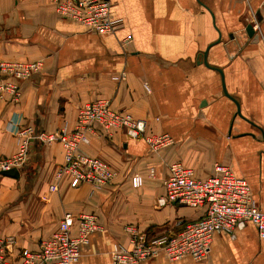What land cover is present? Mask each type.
Listing matches in <instances>:
<instances>
[{
	"label": "crops",
	"instance_id": "1",
	"mask_svg": "<svg viewBox=\"0 0 264 264\" xmlns=\"http://www.w3.org/2000/svg\"><path fill=\"white\" fill-rule=\"evenodd\" d=\"M110 1L121 23L99 35L59 17L51 0H0V61L43 63L22 83L20 103L0 102V159L17 153L19 132L73 129L79 108L100 98L145 120L149 132L170 135L173 144L153 152L143 139L124 131L106 137L98 127L101 135L82 151L110 165L116 178L99 189H73L55 176L64 162L61 144L32 141L21 176L0 175V237L14 238L15 264L68 212L94 213L103 228L73 264H112L113 244L129 241L127 227L155 238L199 220L204 209L158 203L177 162L200 179L214 175L217 164L230 167L264 211V0ZM224 88L255 126L237 115ZM134 177L141 186L133 187ZM142 264H264V240L248 225L235 238L216 234L204 261L160 255Z\"/></svg>",
	"mask_w": 264,
	"mask_h": 264
},
{
	"label": "built area",
	"instance_id": "2",
	"mask_svg": "<svg viewBox=\"0 0 264 264\" xmlns=\"http://www.w3.org/2000/svg\"><path fill=\"white\" fill-rule=\"evenodd\" d=\"M59 17L87 28L88 31L108 35L120 25L121 20L112 13L110 0H51ZM43 70L42 61L3 59L0 61V102L20 103L22 83L32 79ZM112 137L124 131L133 140H145L153 152L167 149L173 144L168 134L148 131V124L132 114L117 110L105 98L96 99L81 106L73 129L67 125L55 133H36L28 128L18 133L19 149L11 157L0 159V175L12 169L21 170L28 161L30 144L34 139L59 143L63 149L64 162L56 171L58 182L68 179L71 188L88 184L95 189L112 183L116 173L110 165L82 151L91 142L92 135ZM142 179L134 177L133 187L141 186ZM165 195L158 200L160 206L169 204L204 209L197 221L186 224L177 233L149 238L134 227H127L128 243L113 244L110 255L112 264H142L160 255L172 261L190 257L195 261L208 259L216 234L235 238L236 231L248 225L256 228L264 240V211L252 197L246 179L236 176L230 167L217 164L215 174L200 179L194 169L181 162L173 163L164 181ZM57 185L50 187L57 191ZM76 226V233L73 232ZM103 230L94 213L74 215L65 213L58 229L48 239L42 240L37 250L24 249L22 264H73L82 256L90 237ZM13 237H0V264H15L9 247Z\"/></svg>",
	"mask_w": 264,
	"mask_h": 264
},
{
	"label": "water",
	"instance_id": "3",
	"mask_svg": "<svg viewBox=\"0 0 264 264\" xmlns=\"http://www.w3.org/2000/svg\"><path fill=\"white\" fill-rule=\"evenodd\" d=\"M246 31L248 33L249 36H253V26L251 25H248L247 28H246ZM207 55V52H205V56ZM204 56V57H205ZM205 64L208 65L205 61ZM220 73L222 74V72L220 71ZM224 91H225V94L235 102V104L237 105V108H238V111H237V115L247 121H249L252 125H254V123H252L250 120H248L247 118H245L242 113H241V110H240V105L239 103L234 99L232 98L231 96L228 95V93L226 92V89L224 88ZM255 126V125H254ZM262 135H263V140H264V130L260 129ZM34 142H37V143H40V140L39 139H34L33 140ZM21 172L22 170H18V169H12L10 171H5V172H2L1 175L2 176H6V177H11V178H15V179H18L20 176H21Z\"/></svg>",
	"mask_w": 264,
	"mask_h": 264
}]
</instances>
